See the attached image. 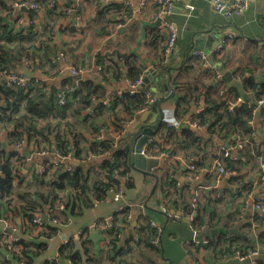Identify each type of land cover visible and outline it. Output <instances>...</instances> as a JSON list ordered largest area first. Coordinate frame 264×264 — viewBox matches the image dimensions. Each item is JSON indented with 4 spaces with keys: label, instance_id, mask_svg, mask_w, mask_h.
<instances>
[{
    "label": "trees",
    "instance_id": "1",
    "mask_svg": "<svg viewBox=\"0 0 264 264\" xmlns=\"http://www.w3.org/2000/svg\"><path fill=\"white\" fill-rule=\"evenodd\" d=\"M35 1L41 7H45V15L48 18L54 19L58 12L57 0ZM96 1L99 6L101 0ZM111 1L117 3V0ZM111 6H104L101 9L111 10L113 8ZM13 11H15L13 4L0 0V71L20 69L25 65L27 58L32 61L30 67L33 70L45 67L43 58L46 59V63L56 65L58 57H48V51L51 49L56 31H61L63 26L55 28L53 24L45 23L44 29L39 30L35 24V18H39V13L31 9L30 22L16 28L9 20ZM102 19L105 25L101 30L105 34L110 32L107 28L111 24L119 23V20L108 19L105 12ZM72 31H75L73 27ZM163 54L166 56L164 46ZM108 55L97 53L99 71L96 78L86 74L79 86H74L73 76L63 79L61 86L52 85L45 80L33 84L28 89L6 86L0 77V218L8 209L15 220V212H18L24 218L22 225L26 234H20L21 240L13 243V246L18 248L15 250L7 241L10 234L0 228V264L10 261L32 264L47 248L49 240L62 224L72 217L82 215L97 202L104 200L112 189L125 191V188L133 187L127 140L124 137L116 140L95 137L101 129L105 131L111 129V120L115 125L114 131L122 134L124 132L122 122L125 119L123 115L133 117L145 109L147 94L142 90L133 93L130 89L108 93L104 80L108 71L117 67L115 61L108 58ZM119 56L126 60L128 66L126 76L129 82L143 77L145 67L142 64L128 55ZM194 57L201 60L200 68L203 67L207 73L212 70L200 56ZM73 66L78 67L76 64ZM43 72L51 75L49 71ZM210 76L212 82L205 86L182 84L178 89L175 88V117L180 122H186V125L179 128L163 124L160 137L165 138L171 147L165 148L160 139L153 138L147 146V151L152 155L168 152L173 156L181 151L187 161L194 158L197 175L208 160L204 155L210 153L214 161L220 160L225 169L231 172L227 176L231 184L243 181V171L248 164H252L251 167L257 168L260 176H264V153L260 151L254 138L264 117L257 116V108L250 101L237 104V108L235 106L230 109V104L242 97L240 90L229 85L226 80L213 84L217 76L216 74ZM64 85L74 87L65 90L67 102L61 103L58 94L63 92ZM243 89L249 92L248 95H252L255 101L264 98V81L259 82L253 77H246L243 80ZM101 98L104 100L97 102ZM196 107H201V110L195 112ZM187 121L195 122L199 128H194ZM199 130L205 131L207 137ZM3 131L6 132L5 141L1 140ZM237 137L248 139L245 149L239 153L240 156L232 152ZM227 139H231L232 149L229 156H225L226 150L218 147L219 143ZM21 142L30 152H49L47 158L45 156L42 158L44 163L49 162L50 165L43 173L32 171V181H27L23 173V168L27 166L26 156L16 148ZM57 154L70 155L74 163L70 164L65 160L55 166L51 159L54 160ZM258 156H262L261 162L255 164L253 160ZM95 157H103V160L97 165L88 166ZM68 164L71 165V169L67 168ZM96 166L99 169L95 170ZM251 185L253 182L249 186L246 185L243 190L248 192ZM159 186L163 194L161 207L164 206L167 210L171 208L181 210L186 217L192 215L190 224L197 233L203 232L207 226L215 228L223 225L232 228L239 220V217L227 212V206L228 204L237 206L233 202L241 194L242 189L226 190L222 196L217 192L201 190L199 196L195 197L190 185H178L169 175L161 177ZM245 203V201L238 203L236 208H242ZM146 206V213L139 217L138 226L134 227L133 233H130L124 243L122 236L132 223L129 207L113 213L111 225L107 223L106 218L100 220L101 227L98 231L104 236V248L102 247L100 251L96 250L93 238L88 234V230L84 229L78 240L71 239L60 247L59 257L66 261L70 260L72 264H138L127 257H133L134 251H142L143 247L153 251L157 257H162L164 250L161 247V240L168 225L154 226L153 215L158 212L149 208L148 204ZM41 213H47L49 219L38 226L33 220ZM55 219H59L60 223L54 224ZM254 223L264 225V215L254 213ZM246 227L253 229L252 224ZM258 237L259 242L264 243V231ZM207 239V242L200 240L197 249L211 247L217 259L234 257L236 251L244 253L251 248L259 249L253 241L238 234L217 233ZM56 262V259L46 260L43 264ZM148 264H155V261Z\"/></svg>",
    "mask_w": 264,
    "mask_h": 264
},
{
    "label": "crops",
    "instance_id": "2",
    "mask_svg": "<svg viewBox=\"0 0 264 264\" xmlns=\"http://www.w3.org/2000/svg\"><path fill=\"white\" fill-rule=\"evenodd\" d=\"M5 1L11 5L16 0ZM47 1L51 2L52 0ZM142 1L118 0L117 3H112L113 1L101 0L98 6L96 0H57L56 9L58 12L54 19L45 15V7L42 6V9L36 10L39 13V18H35V24L39 30L44 29L45 23H51L55 28L63 26L61 31H56L51 49L48 51V57L57 56L59 61L56 65L48 64L46 59L42 57L43 63L46 64L45 67H41L42 69L33 70L26 62L23 66L30 68L36 76L46 77V80L52 85L59 86L63 79L73 76L71 66L75 64L78 69L86 71L88 76L95 77L99 71L96 55L98 52L107 53L109 54L108 58H112L117 67L108 71L104 80L105 88L108 93L121 92L129 89V78L126 76L128 68L126 60L121 59L119 54L128 55L145 67L143 76L147 70H158L157 75L153 71L151 72L153 79L142 88L155 93L157 98L160 99L167 95L163 86H157L156 81L159 80L160 74L163 78H167L168 84L174 91L182 84L205 86L211 83L210 74L218 76L215 64L208 60L210 62L209 68L212 70L207 73L203 67L200 68L199 63L201 60L194 57V50L199 48L201 51L206 52L208 47L217 44L219 34H223V36L232 34L234 37L229 40L222 53H216L215 63L221 62L227 70L232 72L234 78L241 81L242 87L243 80L246 77H253L254 80L259 82L264 81V0H249V7L245 12L231 18L217 13L209 0H178L170 15V21L177 29L178 34L172 51L166 56L163 54V46H165L167 36L162 30L161 22H158V7L154 0H146L144 5H140ZM67 4L69 6H66ZM81 5L82 7H79ZM108 5H112L113 8L107 11L101 9ZM103 12L106 13L108 19L119 20V23L111 24L107 28L110 32L106 34L101 30L105 25L102 19ZM29 13L30 9L24 11L21 8H15L9 20L14 27L19 28L22 24L26 25L30 22ZM72 27L75 31L71 32ZM200 35H205V38L197 42ZM61 53L65 54L64 60L60 58ZM44 70L49 71L51 75L45 74ZM163 70L168 71L166 75L162 73ZM16 71L21 72L20 69H16ZM216 80H218V83L225 79L216 77L213 84H216L214 83ZM227 83L230 85L228 81ZM245 93L249 94L246 91ZM103 100L101 98L97 102ZM149 111H151V108L139 111L133 117L123 115L125 119L122 122L124 129L122 134L114 131L115 125L111 120V129L104 132L103 138L112 139L117 137L116 140L124 137L127 140L126 142L129 143L133 133L142 125L155 121L156 114ZM163 111L165 114L164 124L180 128L182 122L175 117L174 98L163 104ZM261 117H264V108L261 110ZM162 130H159L154 138L160 139L164 147L169 148L171 147L170 143L165 138L160 137ZM254 138L256 145L264 153L262 122L259 124ZM5 139L6 132L3 131L1 140L5 141ZM221 146L218 145L220 148ZM176 153L170 160H162L168 168H156L152 173L141 172L131 167L130 176L134 182L133 187L125 188L123 198L119 202L115 201L109 194L104 200L87 209L82 215L70 218L68 222L58 228L57 233L49 240L47 248L32 264H43L46 260L59 257L60 247L71 239L78 240L79 232L84 229L88 230V234L94 240L96 250L100 251L102 247L104 248V236L98 231V228L101 227L100 220L111 216L122 208L129 207L132 223L122 236V243H124L130 233H133L139 217L146 213L147 204L149 208L158 212L153 215L156 223L161 226L168 225L164 232V238L161 240L165 258L163 256L157 257L153 251L143 247L142 251H134L133 257H127L131 258L133 262L138 264H148L151 261H155V264H247L234 257L217 259L211 247L197 249L200 240L207 242V237L217 235V233L209 231L211 227L207 226L203 232L197 233L193 230L191 224L183 221L182 218L174 219L170 217L168 220V215L166 216L165 213L164 215L163 212H160L162 210L161 203L158 204L157 201L161 202L163 194L159 186V180L167 175L176 180L178 185H190L193 193L197 190L199 192L205 190L212 193L217 192L222 196L226 190L237 191L242 189L241 194L233 203L237 206L238 203L244 201L246 203L239 209L233 204H228L227 212L239 217L236 224L246 221L239 228L243 233L240 236L250 239L255 246L259 247L260 264H264V243H260L258 240V235L261 232L257 234L258 228H263L264 225L254 223L253 200L264 197V185L257 180L260 176L257 168H253L251 167L252 164H248L243 171V181L231 184L229 180L226 181L229 177H220L214 159L210 153H206L204 156L208 160L206 165L200 168L199 178L195 181L188 178L187 170L184 171L183 169L187 162L183 153L181 151ZM261 159L262 156H258L253 162L260 164ZM43 160L41 156L35 154L33 161L27 165L28 169L23 171L25 177H32V171H35L38 163ZM51 160L53 161V158ZM102 160L103 157H95L89 162L88 166L97 165ZM210 162L211 164H207ZM97 169L99 168L96 166L95 170ZM181 172L183 174L180 178L178 174ZM188 181L192 182L189 183ZM215 182L220 185H215ZM251 182H253V185H251L249 191L243 190ZM141 204H144V210L141 208ZM14 219L7 209L0 218V228L3 229L5 224L9 222L11 226H16L19 234L26 235L22 225L24 218L18 212H15ZM248 224L253 225L252 230L246 227ZM130 229H132L131 232Z\"/></svg>",
    "mask_w": 264,
    "mask_h": 264
},
{
    "label": "built area",
    "instance_id": "3",
    "mask_svg": "<svg viewBox=\"0 0 264 264\" xmlns=\"http://www.w3.org/2000/svg\"><path fill=\"white\" fill-rule=\"evenodd\" d=\"M109 1H111V0H109ZM145 1L146 0H143L140 5H144ZM154 1L158 7L157 17L161 20L162 30L164 33H166V36H167L166 43L164 46L165 47V54L167 55L172 51V49L175 45V40H176L177 34H178L177 29L173 26L172 22L170 21V15L172 14L173 8L175 7L176 2L178 0H154ZM209 1L211 2L214 10L217 13L223 14V15L227 16L228 18H231L234 15L243 14L245 12V10L249 7V0H209ZM13 6L15 8H21L22 6H28L30 10L31 9H35V10L42 9L41 5L39 3H37L35 0H16L13 2ZM233 37L234 36L232 34H228L227 36H224V38L220 42V45L218 46L217 51L219 53H222V51L226 48L229 40ZM194 55L200 56L206 62V65L208 67L210 66V62L208 61V55L206 53H204L203 51L194 50ZM60 58L62 60H64L65 54L61 53ZM25 62L30 67V64L32 63V61L29 58H27V59H25ZM71 72H72V75L74 77V86H79L81 84L82 80L86 76V71L84 72V70H82V69H77L74 66H71ZM0 77L6 86L23 87L25 89H28L33 84L36 85L40 81H45L47 79L46 77H40V76H35L34 78L30 79L27 76H25L23 73L18 72L16 70H12V71L2 70V71H0ZM217 77L219 79L222 78V76L219 73H218ZM142 78L143 77H140L139 79H136L134 82H129V89L133 93L141 91V90L144 91L147 94V106L145 107V109H149V108H152V105L158 100V98L155 95V93H153L149 90H143V88H142L143 79ZM61 85H62V83L59 86H61ZM74 86L64 85L63 92L58 94L60 97L61 103L67 102V99L65 97V90H71V89H73ZM243 101H244L243 98L239 97L237 102L230 104L229 108L233 109L235 106H237V104H240ZM256 102L258 105H261L264 103V98H262L260 100H256ZM145 109H143L142 111H144ZM200 110H201V107H196L195 112H199ZM187 122H189V124L191 126H193L194 128H199L195 122H191V121H187ZM262 126L264 128V120L262 121ZM104 132H105V129H101L95 138H97V139L103 138ZM152 141H153V138L151 140H149V142L144 146L143 152L146 156L155 157V158H158V159L163 160V161H168L174 157L173 155H171L168 152H164V153H161L159 155L150 154L147 151V146ZM247 143H248V139H243L241 137H237V142H236V145L234 146V150H236L237 152L240 153L241 151H243L245 149ZM16 148L21 153L23 152V155L26 156L25 161H26L27 165L33 161L35 154L37 156H41V157L45 156V158H47V156H49V152L42 151V152H37V153L32 152V157H28L25 154V152L28 150L25 149V144L23 145L22 142L20 144H18L16 146ZM221 150H226L225 156H229V154H230L229 149H226L222 145ZM193 159L194 158L189 160V165H188V169H187V176L191 180H196L199 178V175H197V167H196ZM65 160L69 161L70 164H71V162H73V160H71L70 155L63 156L61 154H57V157L53 160V164L55 166H57L60 163V161L62 162ZM49 165H50L49 162L44 163L42 161V162L38 163L36 170L39 173H43L46 171V167H48ZM263 166H264V163H263ZM215 167H216V170L218 171L220 177H222V178H225L231 174V172H229L227 169H225L224 165L222 164V162L220 160L215 161ZM67 168L71 169V165L68 164ZM25 169L27 170L28 166L24 167L23 171ZM25 179L27 181H30V180L32 181L30 176L25 177ZM257 180L264 185V176H260ZM110 195L113 197V199L115 201L119 202L123 198L124 190L123 189H112L110 191ZM198 196H199V191L197 190L195 192V197H198ZM61 208H62V206H61ZM141 208L145 209L144 204H141ZM161 208L163 211H168L164 206H162ZM253 209L255 210L254 213H259L260 215H264V197H259V198L253 200ZM43 215L44 214H42V213L38 214L34 218L33 222L35 224H37L38 226H41L44 223ZM187 217H189L192 221V219H193L192 215L187 216ZM111 220H113L112 216H109L106 218L107 223L110 225H111ZM53 223L59 224L60 220L55 219L53 221ZM152 224L154 226L159 227V224H157L156 221H153ZM4 229H5V232H8L10 234L7 241L10 242L12 246L14 245L13 243L21 240L22 237L19 234V232H17L18 230H17L15 225L11 226L10 223L7 222V224H5V227L3 228V230ZM263 229H264V227H263ZM81 234H82V230L79 232V236ZM11 248L18 250V248L14 247V246ZM258 256H259V249H257V248H251L247 252H244V253L241 251H236L234 254V257L236 259H238L240 262H246L247 264H258ZM225 258H226V256H225ZM55 259L57 260L56 264H62L59 262L58 257ZM5 264H26V263L23 261H21V262L10 261V262L5 263ZM64 264H72V262L70 260H68V261L65 260Z\"/></svg>",
    "mask_w": 264,
    "mask_h": 264
},
{
    "label": "water",
    "instance_id": "4",
    "mask_svg": "<svg viewBox=\"0 0 264 264\" xmlns=\"http://www.w3.org/2000/svg\"><path fill=\"white\" fill-rule=\"evenodd\" d=\"M21 9L24 11H28L29 7L28 6H22ZM158 22H161V20L159 19ZM204 38H205V35H200L199 38L197 39V42H200ZM223 38H224L223 34H219L217 44L214 46L208 47L206 49V52L205 51L204 52L208 55V60H210L211 62H213L215 64V69L222 76V78L227 80L231 86L240 90V92L242 94V98L244 101L238 105H241L244 102L250 101L251 104H253L254 107L257 108V116L261 117V110L264 108V103L261 105H258L252 96L245 93V91L242 87L241 81L234 78L231 71L227 70L221 62L215 63L216 53L218 52L217 49H218V46L220 45V42ZM195 50L201 51L199 48L195 49ZM20 71H21V73H23L25 76H27L30 79H32L36 76L34 74V72L26 66H21ZM152 71L155 73V75L158 74V70L157 71L154 69L147 70L145 75L142 78L143 79V82H142L143 86L148 84L150 82V80L153 79V76L151 74ZM167 72H168L167 70L166 71L163 70L162 73H164V75H166ZM217 81L218 80H216L214 83H217ZM156 83H157V86H163V89L167 92V95L164 96L163 98L158 99L152 105L151 111H149L153 114L154 113L156 114L155 121L142 125L136 132L133 133V136L129 142V150H130V152H129V163H130L131 167L138 170V171L145 172V173H152V171L156 168H168V166L165 165L162 160L155 158V157H148L143 152L144 146L149 142V140L154 138V136L158 133V131L162 128V126L164 124L165 114L163 111V104L165 102H167L168 100L174 98V96H175V91L172 89L170 84H168L167 78H163L162 74L159 75V80H157ZM237 106H236V108H237ZM194 110H195V108H194ZM185 125H186V122H182L180 125V128L184 127ZM199 132H201L204 136H207L205 131L199 130ZM112 139L115 140V138H112ZM233 139H235V136H233ZM219 144L223 145L226 149H229V150L232 149L231 148V139H227L223 143H219ZM232 152L236 156H240L239 152H237L236 150L232 149ZM25 154L28 157H32V152H30V151H26ZM73 163H74V161H73ZM188 165H189V161H187L186 164L184 165V168H183L184 171H186L188 169ZM183 172L178 174V176L180 178H181ZM228 180H229V178L226 179L227 182H228ZM188 182L191 183L192 181H188ZM185 183H187V182L185 181ZM215 185L218 186L220 184H218V182H215ZM229 188H231V187H229ZM157 203L160 204V201L158 200ZM161 212L168 215V220L170 217L176 216V217L182 218L183 221H185L187 223L191 222V219L189 217L183 216V212L181 210H176V209L171 208L168 211L161 210ZM48 219H49L48 214L45 213L43 215L44 222H47ZM243 223H246V221L245 222L241 221L232 228H225L223 226H219L216 228H210L209 231L211 233H225V234L243 235V233L239 230V228L241 227V225H243ZM131 231H132V229H130V232ZM262 231H263V228H258L257 234H259ZM255 235H256V233H255ZM58 260L62 264L65 263V260L62 257H58Z\"/></svg>",
    "mask_w": 264,
    "mask_h": 264
}]
</instances>
